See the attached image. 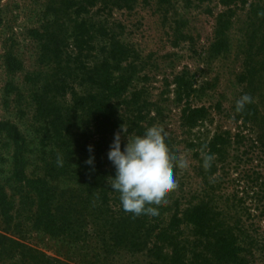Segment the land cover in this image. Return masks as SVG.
<instances>
[{
	"label": "rangeland",
	"instance_id": "374dc122",
	"mask_svg": "<svg viewBox=\"0 0 264 264\" xmlns=\"http://www.w3.org/2000/svg\"><path fill=\"white\" fill-rule=\"evenodd\" d=\"M106 3L103 7L97 0L88 12L74 16L70 0H0V121L14 124L25 140L26 175L47 179L59 194L63 192L62 200L66 199L77 215L81 214L82 225L87 230L84 241L69 242L64 235L54 237L33 227V205L29 202L21 205V186L13 178L14 144L5 133H0V185L14 204V223L18 225L13 235L56 264L152 263L149 257L132 254L126 248L106 251L102 247L97 234L98 230L103 232V222L95 219L93 208L102 203L98 197L100 166L108 170L115 167L108 159V150L119 129L109 136L106 147L100 144L96 112L93 107L89 111L86 101V95L98 92L99 86L91 80L86 81L85 71L74 69L76 62L66 54H62L59 63L58 59L43 62L41 40L35 30L40 31L50 22L57 32L66 36L73 24L84 19L92 31V49L80 55L81 63L97 65L103 55L100 48L109 40H119L130 48V55L120 63V71H113L114 76L122 73L121 68L128 63L131 65V47L135 50L137 71L132 87L130 84L125 94L131 89L141 90L146 119L140 123L146 129L162 128L166 137L172 139L174 156L186 159L188 167H176L174 173L177 187L165 197L166 204L179 199L182 206L185 197L192 199L193 192L202 185L195 156L199 149L189 143L192 140L195 144L199 140L207 142L218 129L235 131L237 123L228 114L233 112V104L247 87L240 75L245 70L250 47L254 49L257 43V35L253 33L254 14L250 8L251 4L264 8V0H246L239 6L227 31L228 51L210 58L208 47L213 37L215 15L224 8L218 0H135L132 8L117 7L115 0ZM68 38L71 42V36ZM9 55L21 63L19 69L7 68ZM182 75L190 80L193 92L188 99L178 101L177 79ZM63 85L61 90L59 87ZM71 86L79 97L75 102ZM250 89L254 91L253 102L263 111L264 72L262 80L258 79ZM35 94H40L46 103L44 113L38 110ZM185 100L192 107L204 105L210 113L202 126H194L190 131L182 125ZM40 107L45 108L44 104ZM119 113L128 114L125 105L120 107ZM129 135H134V131H129ZM124 143L126 137H122V148ZM199 154L204 153L200 151ZM250 154L254 158L258 156L257 151ZM90 156L94 157L92 164L86 163ZM99 162L100 166L93 168ZM257 162L258 158L253 165ZM238 173L231 172V178ZM111 179L108 175L107 180ZM235 188H238L236 183H230L226 191ZM115 193L113 190L108 193L112 210L116 209ZM255 222L264 231V218H256ZM254 262L264 264V248L256 251Z\"/></svg>",
	"mask_w": 264,
	"mask_h": 264
},
{
	"label": "trees",
	"instance_id": "16d2710c",
	"mask_svg": "<svg viewBox=\"0 0 264 264\" xmlns=\"http://www.w3.org/2000/svg\"><path fill=\"white\" fill-rule=\"evenodd\" d=\"M96 1L70 0L71 14L76 16L88 12ZM98 1L103 7L108 4L107 0ZM134 1L115 0V4L117 7L132 8ZM218 2L224 8L215 15L213 37L208 47L210 58L228 51L227 31L231 18L234 11L246 3V0ZM250 10L254 14L253 33L254 36L257 35V43L254 49L250 47L245 70L240 79L247 82L242 95L248 94L252 97L254 91L250 87H253L258 79L262 80L264 72V13H261L264 8L259 4H251ZM52 25L53 23L48 22L40 31L35 30L39 41L41 40L40 56L43 62H55V59H58L59 63L62 54H66L73 63L76 62L77 67L74 69L85 71L86 81L91 80L92 84L99 86L98 92L86 95V101L89 111L93 107L96 112L100 144L106 147L109 136L123 124L128 126L129 131H134V134L142 135L146 130L140 123L146 119V113L143 112L145 106L141 102L142 92L139 89H131V92L125 94L130 84L132 87L137 71L135 59L138 56L135 50L131 47V65L128 63L126 67L121 68L122 73L114 76L113 71H120V63L130 55V48L119 40H109L100 48L103 55L98 59V64L87 66L85 62L81 63L79 58L83 52L92 49L90 24L82 19L73 24L66 36L57 32L56 27ZM69 36L71 42L67 39ZM6 65L9 70L21 67V63L10 55L6 58ZM70 71L72 72L71 69ZM177 84V100L188 99L193 92L190 80L182 75L177 79ZM63 87L64 85L59 88L62 90ZM70 88L75 102L79 97L73 86ZM40 94H35L34 97L39 105L38 110L44 113L47 110L46 103ZM42 104L45 108L40 107ZM123 105L128 114L119 113ZM184 105L182 125L189 131L194 126H202L209 119V110L204 105L192 107L186 100ZM232 110L228 115L237 123L234 132L230 129H218L207 142L199 140L195 144L192 140L189 143V146L197 145L199 149L195 156L199 163L197 172L202 177V185H199V189L191 196L193 200L185 197L182 206L179 199H174L169 204L164 203V206L154 209L158 213L155 219L132 218L122 210L117 192L114 198L116 209L112 210L108 194L112 191L111 180L107 179L108 175L111 178L115 176V167L110 170L102 169L101 162L93 166H100L98 197L104 208L98 205L93 209L94 215L97 216L95 219H102L103 222V232L98 230L97 235L100 236L104 250L126 248L132 254L141 253L149 257L152 264H255L256 251L264 248V231H261L255 222L256 218H264V110L259 109L253 98L242 111H236V103L233 104ZM0 133H5L14 144L13 178L21 186V205L25 206L28 202L33 205V227L54 237L64 235L69 242L71 240L76 243L82 239L84 241L87 234L82 225L84 220L81 214L77 215L71 203L66 199L62 200L63 192L59 194L56 186L44 177L26 175L25 140L17 127L9 121H0ZM165 146L174 156L172 139L167 137ZM200 151L204 154L200 155ZM254 151L258 154L256 165H253V161L257 158L250 154ZM206 156L212 157L207 168L204 166ZM175 170L176 167L173 168V173ZM235 171L239 172L238 176L231 178V172ZM230 183H236L238 188L231 192L226 191ZM13 210L12 200L0 185V264H56L44 253L13 235L14 227L18 225L14 223Z\"/></svg>",
	"mask_w": 264,
	"mask_h": 264
},
{
	"label": "clouds",
	"instance_id": "9594fccd",
	"mask_svg": "<svg viewBox=\"0 0 264 264\" xmlns=\"http://www.w3.org/2000/svg\"><path fill=\"white\" fill-rule=\"evenodd\" d=\"M251 102L250 95H242L236 101V111H242ZM122 137H126L123 148ZM166 140L164 130L156 126L148 127L142 135L130 136L123 124L114 133L108 150V159L115 166L110 187L119 193L122 210L132 218L155 219L158 213L154 209L164 206L166 195L177 187L173 168L188 167L186 159L169 153ZM211 159V156L204 158L206 168ZM93 161L94 157L90 156L86 163L92 164Z\"/></svg>",
	"mask_w": 264,
	"mask_h": 264
}]
</instances>
